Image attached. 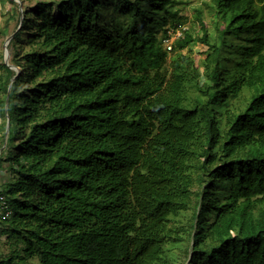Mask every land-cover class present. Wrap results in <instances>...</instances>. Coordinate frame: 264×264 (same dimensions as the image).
<instances>
[{
  "label": "trees",
  "instance_id": "1",
  "mask_svg": "<svg viewBox=\"0 0 264 264\" xmlns=\"http://www.w3.org/2000/svg\"><path fill=\"white\" fill-rule=\"evenodd\" d=\"M180 5L23 8L21 71L0 65L16 141L0 264H264V0H211L214 32L198 10L202 33L169 52Z\"/></svg>",
  "mask_w": 264,
  "mask_h": 264
},
{
  "label": "rangeland",
  "instance_id": "2",
  "mask_svg": "<svg viewBox=\"0 0 264 264\" xmlns=\"http://www.w3.org/2000/svg\"><path fill=\"white\" fill-rule=\"evenodd\" d=\"M19 3L18 7V14L15 13V8L13 4L9 0H0V65L3 62H6L7 64L11 65L12 68L16 70L17 73L21 71L20 67L13 66L11 63V58L13 55V49L11 48L10 39L13 36V31L16 29H19L20 23L22 22L23 16H22V10L24 7L30 8L35 5L37 0H25V2H21V0H15ZM182 5H180V15L183 17V22L185 28H189L193 31H195L197 34H201V22L197 20L196 15L197 11L200 10L203 13V23L205 28L210 31L214 32V17L213 14H211L210 8L208 7V3H211V0H181ZM13 12L15 13V17L12 16ZM5 28V32H1L2 29ZM24 40L26 39V33H24ZM205 47L202 43H193L188 49H186L184 52L190 55L196 65L200 64V61L205 56ZM2 70L0 69V73ZM8 120V118H5L1 116L0 114V133L4 134L8 138L7 128L4 129L3 124L5 123V120ZM16 141L9 139L7 142V146L4 148V146L0 149H2V155L0 156V166L4 165L6 163L8 157L11 154L12 147ZM12 179L10 175L7 176V178ZM8 179V181H9ZM7 187V183L2 185L0 188L1 190H5ZM178 226H181V223L177 224ZM190 244V239H186L184 241V246H188ZM10 244L4 243L0 245V259L8 256L10 252Z\"/></svg>",
  "mask_w": 264,
  "mask_h": 264
},
{
  "label": "built area",
  "instance_id": "3",
  "mask_svg": "<svg viewBox=\"0 0 264 264\" xmlns=\"http://www.w3.org/2000/svg\"><path fill=\"white\" fill-rule=\"evenodd\" d=\"M189 28H185L184 24H180L176 27H171L168 30V36L164 39V46L167 51L172 52L174 50V43L177 39L184 37L185 31ZM7 146V134L0 133V148ZM2 155V149H0V156ZM12 215V208L8 198L1 193L0 190V239L2 238V229L4 228L3 222L9 219Z\"/></svg>",
  "mask_w": 264,
  "mask_h": 264
},
{
  "label": "crops",
  "instance_id": "4",
  "mask_svg": "<svg viewBox=\"0 0 264 264\" xmlns=\"http://www.w3.org/2000/svg\"><path fill=\"white\" fill-rule=\"evenodd\" d=\"M7 126H8V121H7ZM7 126H6V128H7ZM5 165H6L5 163H4V165L2 163V165L0 166V187L8 182L7 169L4 167ZM0 190H1V188H0Z\"/></svg>",
  "mask_w": 264,
  "mask_h": 264
},
{
  "label": "water",
  "instance_id": "5",
  "mask_svg": "<svg viewBox=\"0 0 264 264\" xmlns=\"http://www.w3.org/2000/svg\"><path fill=\"white\" fill-rule=\"evenodd\" d=\"M8 129H9V120H8V126H7V133H8Z\"/></svg>",
  "mask_w": 264,
  "mask_h": 264
}]
</instances>
